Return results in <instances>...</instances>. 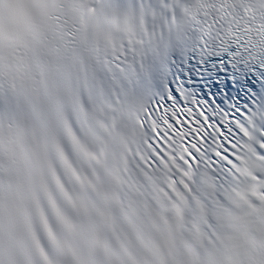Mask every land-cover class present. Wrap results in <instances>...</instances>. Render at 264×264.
<instances>
[{"label":"snow or ice","instance_id":"1","mask_svg":"<svg viewBox=\"0 0 264 264\" xmlns=\"http://www.w3.org/2000/svg\"><path fill=\"white\" fill-rule=\"evenodd\" d=\"M192 40L264 77V0H0V264H264V94L189 98Z\"/></svg>","mask_w":264,"mask_h":264}]
</instances>
